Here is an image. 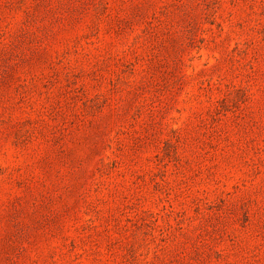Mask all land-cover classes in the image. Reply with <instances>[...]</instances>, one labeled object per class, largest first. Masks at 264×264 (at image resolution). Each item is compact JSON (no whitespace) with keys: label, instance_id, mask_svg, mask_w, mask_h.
Segmentation results:
<instances>
[{"label":"rangeland","instance_id":"rangeland-1","mask_svg":"<svg viewBox=\"0 0 264 264\" xmlns=\"http://www.w3.org/2000/svg\"><path fill=\"white\" fill-rule=\"evenodd\" d=\"M0 264H264V0H0Z\"/></svg>","mask_w":264,"mask_h":264}]
</instances>
